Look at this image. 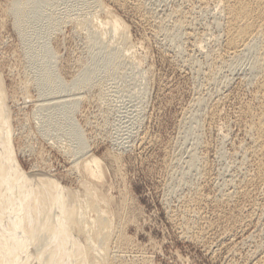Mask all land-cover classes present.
<instances>
[{"label":"rangeland","instance_id":"1","mask_svg":"<svg viewBox=\"0 0 264 264\" xmlns=\"http://www.w3.org/2000/svg\"><path fill=\"white\" fill-rule=\"evenodd\" d=\"M10 1L12 0H0V73L2 86L5 89L3 91L8 97V100L6 99L8 108L5 112L10 117L13 133L11 155L14 156L16 164L23 172H28L30 168L38 165L45 168V172L50 171L53 176L51 182L56 185L71 190H81L82 178L78 176L77 171L69 170L72 166L68 157L61 154L58 151L59 146L56 147L54 144L58 136L55 132L54 134L47 131L46 126L41 123L55 109L44 107L36 115L33 114L40 95L37 94L36 87H26L28 80L34 77V74L31 68L26 69V57H23L19 38L12 29L11 15L3 14L4 7ZM101 1L108 5L113 15L122 20L127 27L130 40L134 43L138 42V45L139 42L141 43L137 51L131 52L136 58L141 59V64L135 63L136 67L135 64L128 65L122 70H116L110 76H99L98 81H101L99 82L101 84L92 89L96 94L92 91L94 94L91 92L90 96L88 92L87 97L78 104L77 113L71 120L72 124L79 126V133L82 134L90 155L101 161V166L104 168L102 169L104 170L102 182L97 183L98 181L92 180L98 191L97 195L108 201L113 226L129 240L128 243L125 242L126 244H120L121 247L124 246L123 248L115 245L114 249V243H112L111 250L121 249L118 252L112 250V253L118 256V259L116 257L118 262L114 264L253 263L264 254V181L250 186L252 188H246L245 197L235 196V199L226 207L218 208L211 203L215 197L227 191L226 186L230 184V181L237 184L238 180L253 174L250 163L245 161L246 166L244 163V166L242 165L244 162L242 147L249 144V136L246 132L248 121L244 112L248 105L252 106L255 111L260 107L259 103L253 100L255 82L251 78L247 65L248 57L238 60L240 63L234 61V67L229 63L228 68L221 71V75L219 74V84L213 85L207 81V68L204 70L205 61L206 59L209 61L208 55L211 51L217 60L222 50V43L219 42L221 32L214 24L215 18L219 16L217 15L219 6L214 7L216 2L213 0V2L203 0L210 3L215 10V15L210 16L200 10L202 9L201 0L198 2L197 0H184L188 1L187 3L183 0H176L177 2L175 0L174 2L173 0H129L131 2L126 4V8L114 6L107 0ZM189 1L192 2L190 6H187ZM78 2L79 0H66V4L60 5L57 9L62 11L72 5H78ZM133 2L140 5L142 2L143 8L146 9L145 13L155 12V15L163 18L168 12V14L171 13L174 6H180L178 7L181 8L180 10L185 8L182 12L188 14H185L187 21L192 19L190 23H187L189 24L187 28L192 27L190 30L195 31L194 33L201 38L203 42L201 46H204L203 53L191 50L192 47H189L190 44L186 40L187 45L185 42H181V45L167 41L157 43L149 35V24L146 19H143L146 14L144 12V15L135 13L131 9ZM45 12L44 9V14ZM168 21L170 28L173 26L174 18ZM46 28H41V31ZM87 36L85 33L81 35L72 33L71 26L62 27L55 34L50 46L58 50V60L48 58L45 61L48 63L47 66L59 74L61 81H70L72 73L74 76L79 71V64L81 66L83 63L86 64L90 55V48L86 43ZM183 46L185 48L182 50ZM218 50L220 53L216 52ZM185 54H188V58ZM190 59L195 60L197 65H190V62L188 63ZM203 63H205L204 66ZM146 68L149 70L146 71ZM146 72L149 73L146 74ZM70 92L61 89L58 93L64 95ZM196 97L198 100L206 97L204 100L217 105L212 110L210 103L208 104L207 110H211H206L204 116H208L210 112L206 121L210 117L212 121L202 122L204 124H201L198 132L187 130L182 126V119L188 117L196 108ZM63 109L67 110V107ZM202 126H204L203 129ZM197 135L201 136L196 147L199 154L197 155L199 159H202L201 161L205 160L202 162L203 166L199 162L200 168L206 165L202 169L198 167L200 170L198 172L204 173L205 180L200 177L201 175L197 177L201 173H196V164L193 162L192 166L190 160ZM59 139L62 144V138ZM113 155L117 156V162L114 161ZM179 183H184V186L188 185L189 189L185 186L181 189L182 191L179 190L177 188ZM195 185L196 187H193ZM197 187L207 198V202L202 205V222L206 226L214 225L215 229L210 233L211 237L209 236V241L205 246L182 236L180 230L172 225L168 217V211L179 207L180 198ZM235 229L237 234L233 235L231 231ZM213 237L215 241L211 239ZM240 238L243 239L242 242Z\"/></svg>","mask_w":264,"mask_h":264},{"label":"bare ground","instance_id":"2","mask_svg":"<svg viewBox=\"0 0 264 264\" xmlns=\"http://www.w3.org/2000/svg\"><path fill=\"white\" fill-rule=\"evenodd\" d=\"M65 1L66 0H12L4 7L3 14L11 15L13 21V23H11L13 26L12 29L19 38L23 57H26V69L31 68L34 74V77L28 80L29 83H27L26 86L36 87L37 94L40 95V98H38L39 100L36 101L33 114L36 115L37 112L39 113V110L44 107L55 109L53 112L49 113L41 123L46 126L47 131L52 133L55 132L56 136H58L54 144L56 147L59 146L58 151L61 154L65 155L66 158L68 157L67 159H69V163L72 166V169L70 168L69 170L77 171L78 176L82 178L80 182L81 190H71L70 188L68 189L58 184L56 185L54 182H51L53 176L50 174V171L49 173L45 172V168L43 169L41 166H33L28 172H23L18 167L14 156L11 155V140L13 133L10 117H8L5 112V109L8 108V97L3 91V81L1 82L0 73V264H114L118 262V260L116 261V257L118 259V256H116L117 254L115 255L114 252L121 251V249L118 251L117 248L115 251L112 249L114 251L112 253V243H114L115 249V247H118V245L120 246L121 243H128L129 241L128 238L126 239L122 236L120 233L121 231H117V228L113 226V220L109 213L108 201L102 196L99 197V195H97L98 191L92 183V180L98 181L97 183L103 180L104 170L102 169L104 168L101 166V161L93 155H90L87 144L83 141L82 134L79 133V126L72 124L71 120L73 115L77 113L76 109L78 104L87 97L88 92L90 94L93 88L95 89L101 84L99 83L101 81H98L99 76H110L114 74L116 70H122L128 65L132 66L135 63L138 65L141 64V59L136 58L134 53L131 54L133 50L137 51L139 49L141 43L139 42L138 45V42L134 43L130 40L127 34V27L119 17L110 12L108 5L104 4L105 2L103 3L101 0H79L78 5H72L68 9L58 11L57 8L60 5H65ZM107 1L120 8H126V4L131 2L129 0ZM213 1L216 2L214 7H216V5L219 6V13L217 12L219 16L215 18L214 24L221 32L222 42H219L222 43V47L220 45L219 47H221L222 50L221 56H219L220 58L217 56L218 59L216 60L213 51H211V54L208 55L209 61L208 59H206L208 62L205 61L206 67L204 66L205 63H203L204 70L207 68V75L205 74L207 81L213 83V85L219 84V74L225 68H228L227 66L229 63L234 67L235 62L242 60L244 57H248L249 60L247 65L249 66V71L252 76L250 77L253 78V82H255L253 100L259 103L260 106L258 110L256 109L255 111L252 106L248 105L244 112V116L248 121L246 132L249 136V144L245 145V147L241 146L243 151L241 153H243L244 159L242 165L243 163L245 165V161L250 163L253 168V174L238 180L239 182L237 184L230 181V184L226 186L228 187L227 191L223 193L221 190L223 188L220 189L222 194L220 195L219 193L220 196L215 197L211 203H213L215 207L222 208L223 206L226 207L229 205L232 200L235 199V196L237 198L245 197L247 194V191H245L246 188L254 184L256 185V183H263L264 181V0ZM142 2L141 5L139 3L136 4L137 2H133L134 5L131 3L133 6L131 9H133L135 13L143 14L146 9L143 8ZM191 2L189 1L187 6ZM200 2H202V5H200L202 9L200 8V10H202L205 15H215V10L210 3L204 2L203 0ZM199 4L197 5L199 6ZM185 5L186 4H184V6ZM193 5L192 3V6ZM178 7L180 6H174V9L170 14H168V12L165 18L155 15V12H144L146 17L142 16V18L144 17L143 19H146V22L149 24V35L154 38L157 43L158 41H167L168 43L181 45V42L184 43L186 40L190 44L189 47H192L191 50L194 49L198 53H203L204 46H201V44H203L202 40H200L201 38L196 35L197 33H194L195 31L190 30L192 27L189 29L188 26L187 28V25H189L187 23H190L192 19L188 22L186 16L188 14L185 13V15L182 12L185 8L180 10L181 8L179 9ZM44 9L46 11L45 14ZM189 12H191V10H189ZM171 18H174V22H172L173 26L169 28L168 19ZM66 26H71L72 33L80 35L85 33V35H88L86 43L90 48V55L86 64L83 63L81 66L78 63L80 66L79 71L74 76H72L74 74L72 73L71 80L67 82L61 81L59 74L57 73V75L53 69L47 66L48 63L45 61L48 58L56 61L58 60V50L55 48L53 49L50 45L53 42L52 40L55 34L58 33V30ZM44 27L47 28L41 31V28ZM216 38L218 37L216 36ZM203 39H205V37ZM219 42L218 44H220ZM214 45H212V47H214ZM215 46L217 48V45ZM184 48L183 46L182 50ZM209 48H211V46ZM216 52H219V50ZM128 53H130V55ZM185 55V57L188 56V54ZM208 57L206 56V58ZM203 59L205 60V58ZM142 61L144 62L143 59ZM147 62L148 61H146V63ZM189 62L190 65H197V62L193 59H190L188 63ZM136 64L134 65L135 67L137 66ZM190 65L189 67H191ZM200 66L202 65L200 64ZM146 69V71L149 70L148 68ZM147 73L149 72H146V74ZM221 86H218L219 89H222ZM61 89L71 92L61 95L58 93ZM25 90H27V88ZM26 96L28 95L26 94ZM205 98L203 97V99L201 98L202 100H198L196 97L197 102L195 101L196 99L194 100L196 108L191 112L192 108L190 107L191 114H188V117L182 119V126L185 129L198 132L202 122L206 123L207 121H212L211 117L206 121V118L211 114L210 112H207L208 116H204L208 104L210 103L204 100ZM64 107H67V110H64ZM216 107L217 105H215V103H210V108H212V110ZM203 127L204 126H202V129ZM214 128L216 127L214 126ZM197 136L194 149L190 155L192 166L193 162L196 164V173L200 171V165L205 161H201L202 159L198 158L199 154L197 153L196 147L200 140L199 137L201 136ZM59 138H62V144H60ZM239 150H241V148H239ZM113 158L115 162L118 161L117 156ZM199 162H201V164ZM205 166L202 168H205ZM206 170H204V172ZM198 173L201 174H198L197 177L201 175L200 177L203 179L205 176L204 173ZM203 180H205V178ZM198 182H200V180ZM183 184L184 183H179L177 188L181 190L183 187L188 186H184ZM193 187H196V185ZM185 195L186 196H182L183 198H180V205L177 209L174 208L168 211L169 220L172 225L180 230V233H182V236L186 239H190L195 243L205 246L209 241L210 233L213 232L214 229V225L206 226L202 222V205L207 202V198L203 196L198 187L193 188ZM253 200L254 199H252V201ZM240 230L243 231L242 229ZM231 233L235 235L237 234V230H232ZM211 239H214V237ZM242 240L240 242H242ZM213 241H215V239ZM123 247L120 246V248ZM120 261H122L121 258ZM251 264H264V254Z\"/></svg>","mask_w":264,"mask_h":264}]
</instances>
